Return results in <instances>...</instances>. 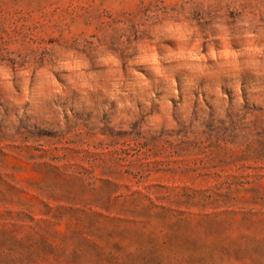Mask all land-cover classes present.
Listing matches in <instances>:
<instances>
[{
    "label": "rangeland",
    "instance_id": "1",
    "mask_svg": "<svg viewBox=\"0 0 264 264\" xmlns=\"http://www.w3.org/2000/svg\"><path fill=\"white\" fill-rule=\"evenodd\" d=\"M0 264H264V0H0Z\"/></svg>",
    "mask_w": 264,
    "mask_h": 264
}]
</instances>
